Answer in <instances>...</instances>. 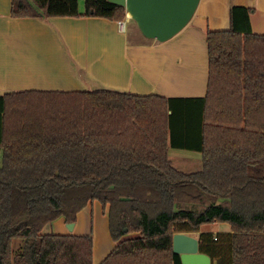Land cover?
<instances>
[{"label": "trees", "instance_id": "trees-1", "mask_svg": "<svg viewBox=\"0 0 264 264\" xmlns=\"http://www.w3.org/2000/svg\"><path fill=\"white\" fill-rule=\"evenodd\" d=\"M85 7L86 16L127 15L109 0ZM254 12L233 5L231 28L207 32L203 97L0 94V264H94L91 234L42 230L76 222L96 200L109 206L118 242L99 264H182L174 234L214 222L232 232L199 234L213 264H264V34L252 30ZM11 13L83 15L79 0H12ZM170 146L201 151L203 168L178 169Z\"/></svg>", "mask_w": 264, "mask_h": 264}, {"label": "crops", "instance_id": "crops-1", "mask_svg": "<svg viewBox=\"0 0 264 264\" xmlns=\"http://www.w3.org/2000/svg\"><path fill=\"white\" fill-rule=\"evenodd\" d=\"M85 2L79 0L80 17H14L12 0H0V94L109 89L167 98L203 97L209 79L207 32L231 28L232 6L255 8L252 30L264 34V0H201L190 22L166 41L145 37L131 16L122 19L125 31L118 20L86 16ZM169 157L186 173L203 168L201 151L170 146ZM67 223L60 218L42 233L91 234L94 264L118 244L110 232L109 206L98 200L80 212L73 231ZM231 230L228 222H214L188 233L199 238L202 232Z\"/></svg>", "mask_w": 264, "mask_h": 264}, {"label": "water", "instance_id": "water-1", "mask_svg": "<svg viewBox=\"0 0 264 264\" xmlns=\"http://www.w3.org/2000/svg\"><path fill=\"white\" fill-rule=\"evenodd\" d=\"M109 1L124 6L146 37L166 41L190 22L201 0ZM74 226L75 222L67 223L70 231ZM173 251L180 255L182 264H212V257L200 251L199 238L192 234L175 233Z\"/></svg>", "mask_w": 264, "mask_h": 264}, {"label": "built area", "instance_id": "built-area-1", "mask_svg": "<svg viewBox=\"0 0 264 264\" xmlns=\"http://www.w3.org/2000/svg\"><path fill=\"white\" fill-rule=\"evenodd\" d=\"M127 16L130 17V14H127ZM118 24H119V27H120L121 31H125L126 30V22H125V20H120L118 22Z\"/></svg>", "mask_w": 264, "mask_h": 264}, {"label": "rangeland", "instance_id": "rangeland-1", "mask_svg": "<svg viewBox=\"0 0 264 264\" xmlns=\"http://www.w3.org/2000/svg\"><path fill=\"white\" fill-rule=\"evenodd\" d=\"M132 23H134V22H136L134 19L131 21ZM136 24H137V22H136ZM137 26H138V24H137ZM138 28H139V26H138ZM140 29V28H139ZM140 31H141V29H140ZM142 32V31H141ZM144 35V34H143ZM145 36V35H144ZM146 37V36H145ZM148 38V37H147ZM215 229H217V226H215ZM215 233H218L217 231H214ZM126 236H128V235H126ZM125 236V237H126ZM19 244H20V242L19 241H17V242H15V244H14V249L15 250H17L18 248H19Z\"/></svg>", "mask_w": 264, "mask_h": 264}, {"label": "bare ground", "instance_id": "bare-ground-1", "mask_svg": "<svg viewBox=\"0 0 264 264\" xmlns=\"http://www.w3.org/2000/svg\"><path fill=\"white\" fill-rule=\"evenodd\" d=\"M131 16V15H130Z\"/></svg>", "mask_w": 264, "mask_h": 264}]
</instances>
